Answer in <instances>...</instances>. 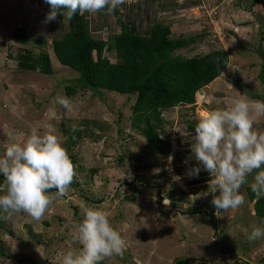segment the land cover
<instances>
[{
	"label": "rangeland",
	"instance_id": "1",
	"mask_svg": "<svg viewBox=\"0 0 264 264\" xmlns=\"http://www.w3.org/2000/svg\"><path fill=\"white\" fill-rule=\"evenodd\" d=\"M172 1L185 3L161 0L159 4L169 6L161 18L173 32L204 34L196 47L178 56L190 58L221 49L228 53L229 64L196 95L193 106L162 113L160 134L169 141L173 157L172 171H168L167 158L130 127L132 99L113 93H104V98L89 92L66 96L65 88L72 87L78 74L59 65L50 49L52 40L67 31V20L57 16L45 23L48 6L43 0H0V155L8 145L22 143L33 130L57 136L63 145L70 135L61 134L62 127L67 131L88 121L89 134L99 137L74 141L66 150L76 175L66 194L54 199L40 220L23 212L0 219V264H61L62 253L80 247L73 243L72 226L83 220L85 207L104 211L124 241L122 255L107 257L103 264H171L184 259L189 264H234L236 259L264 264V237L247 239L253 228L264 227L245 190L252 176L239 190L244 204L226 212L215 210V231L202 212L183 214L189 206L207 210L214 195L208 192L211 174L207 171L202 169L198 178L187 176L197 166L191 145L199 119L209 111L226 109L241 97L264 101V83L259 77L264 65V0H255L251 6L253 0H192L196 5L170 12ZM123 5L118 8L120 14L135 18L142 27L153 14L162 13L150 0H125ZM88 18L95 39L119 33L112 14L88 13ZM20 30L47 38L43 51L51 57V76L17 73L20 50L35 48L15 42L14 34ZM58 96L70 101L69 109L55 103ZM253 128L264 132V116L255 118ZM119 158L123 159L120 165ZM132 188L136 204H123ZM177 190L184 195L180 199ZM170 193L175 207L167 198Z\"/></svg>",
	"mask_w": 264,
	"mask_h": 264
},
{
	"label": "trees",
	"instance_id": "2",
	"mask_svg": "<svg viewBox=\"0 0 264 264\" xmlns=\"http://www.w3.org/2000/svg\"><path fill=\"white\" fill-rule=\"evenodd\" d=\"M191 1L184 0L183 5L172 1L173 11L170 12L196 5ZM150 2L157 3L162 13L153 14L147 20L146 27L138 25L133 17L126 18L124 14H120L119 9L109 13L115 18L119 33L107 34L105 40L91 37L93 31L87 12L83 15L76 14L70 22L67 21V31L52 40L50 53L59 65L78 74L72 87L65 88L67 97H73L79 92H89L101 95L102 98L104 93H113L132 99L130 127L138 132L159 156L166 159L169 156L170 143L161 138L160 133L163 132L164 123L162 113L179 106H193L196 95L226 71L229 55L226 51L218 49L190 58L178 56L179 52L196 47L204 34L199 32L175 34L173 28L161 18L169 6L165 3L159 4L161 0H150ZM254 3L255 0L251 1L250 6ZM123 7L126 8V5ZM48 11L49 9H46V12ZM100 12L108 13L106 10ZM133 16H136L135 13ZM58 17L62 18L59 15ZM14 40L20 45L35 46L20 50L16 56L17 73L52 75L51 57L43 51L47 46V38L33 37L30 31L20 30L14 34ZM259 77L264 83V65ZM88 124V121L84 122L77 131H73L72 127L67 131L61 128V134L70 135L63 143L66 150L73 146L74 141L89 137L96 141L99 138L89 134L85 128ZM122 160V158L118 159L119 165ZM245 190L249 202H254L253 211L256 219L259 223H264V199L257 201L250 187H246ZM50 192H54V189ZM177 192L179 199L184 196L180 190ZM129 194L131 196L124 198L123 204L130 202L136 204L134 202L136 192L133 188L130 189ZM167 198L170 201L174 200L172 193L168 194ZM212 198L213 196L210 198L207 210L201 209V206H189L183 214L195 215L202 212L208 218L211 229L215 231V208L211 204ZM174 201H171V207L176 206ZM103 262L105 263V260L101 264ZM233 263L247 264L237 259ZM171 264H189V262L185 259L174 260Z\"/></svg>",
	"mask_w": 264,
	"mask_h": 264
},
{
	"label": "clouds",
	"instance_id": "3",
	"mask_svg": "<svg viewBox=\"0 0 264 264\" xmlns=\"http://www.w3.org/2000/svg\"><path fill=\"white\" fill-rule=\"evenodd\" d=\"M43 3L49 9L44 22L51 23L58 15L70 22L78 13L103 10L114 13L125 0H43ZM55 103L70 108L66 97H56ZM262 116L264 101L241 97L226 109L205 113L195 126L191 154L197 166L191 167L187 176L198 178L202 169L211 174L208 192L218 193L211 200L216 211L226 212L244 204L239 190L248 183L249 176L256 200L264 199V132L253 128L255 118ZM72 130L77 131L78 126L73 125ZM172 160L169 155L168 171H172ZM75 175L73 162L57 136L33 130L22 143L8 145L0 155V219L23 212L40 220L53 200L66 194ZM52 189L56 190L54 194L50 192ZM72 227L73 243L80 247L62 253L61 264H101L107 257L122 255L124 241L104 211L85 207L83 220ZM262 237L264 227H255L247 239L255 241Z\"/></svg>",
	"mask_w": 264,
	"mask_h": 264
}]
</instances>
